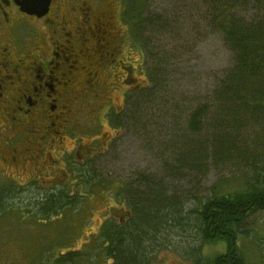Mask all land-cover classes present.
<instances>
[{"label":"trees","instance_id":"16d2710c","mask_svg":"<svg viewBox=\"0 0 264 264\" xmlns=\"http://www.w3.org/2000/svg\"><path fill=\"white\" fill-rule=\"evenodd\" d=\"M149 1L125 0L124 9L142 48L145 79L128 88L122 107L107 115L117 131L108 148L92 166L73 171L85 189L113 184L107 191L119 209L92 235V253L67 249L52 263L148 264L155 249L179 235L191 264H250L237 243L249 233L250 216L264 212V0H171L158 12ZM198 16L206 30L221 33L232 64L205 96L202 89L190 98L180 84L187 73L177 65L186 53L181 45L198 36ZM122 132L146 162L125 175L116 168ZM99 162L104 171L117 163L110 167L114 176L99 175ZM210 166L237 170V177L212 183L204 195L198 186ZM183 185L194 193L181 194ZM189 196L190 208L184 207ZM80 197L57 187L35 195L30 205L49 220L77 207ZM12 198L0 194V212ZM210 241H223L225 251L205 255L202 247ZM43 261L51 262L47 255Z\"/></svg>","mask_w":264,"mask_h":264},{"label":"rangeland","instance_id":"374dc122","mask_svg":"<svg viewBox=\"0 0 264 264\" xmlns=\"http://www.w3.org/2000/svg\"><path fill=\"white\" fill-rule=\"evenodd\" d=\"M107 2H110L111 10L106 12V18L111 16L113 24L111 47L113 50H118L114 55L115 61L124 65L126 63L128 67L134 69L131 78L135 81H129L128 85L123 84L122 79L118 78L119 75L122 76L121 66L114 65L115 70L110 69V73H107L108 80L106 83L108 85L105 91L109 92V100L112 102L110 108L119 109L123 105L125 91L134 87L135 84H140L145 79L141 71L143 68V52L141 45L135 40L134 34L132 35L129 24H127L128 21L124 11L125 0H107ZM103 3H105V0H89V5L93 7L96 13H100L101 10L97 9L102 8L98 4ZM148 3L149 9H156V12H158V10L167 8L171 4V0H150ZM121 14H124L123 19H125L126 24L119 21ZM250 14V12L247 13V15ZM203 23L202 18L198 16L195 32L198 33V36H194L187 46L181 45L183 52L186 53L184 54V61L177 65L181 70L184 69V73H187V77L182 79L180 84L186 88V93L182 92V94L185 93L184 95L190 98L196 95L194 91L199 94L202 89L203 96H205L211 87L212 81L218 82L217 78H221L222 72L228 70L232 64V53L224 44L221 33L217 30H206L202 25ZM184 25L186 28V24ZM165 45L166 48L172 49L169 44L165 43ZM136 46H138L137 50ZM159 47L161 48V46ZM113 64L111 63L110 67H113ZM102 101L105 102L103 99ZM105 112L106 107L103 106L98 110L97 118L94 120L92 118L88 119L84 115L83 104L78 102L73 106L71 113L66 116V120L69 121L66 125L67 134H64L65 137L58 146H53V149L47 150L49 153L48 159H51V161H49L46 168L40 171L42 177L35 176L41 181L34 182L30 190H27L24 187L29 185L27 182L31 176L27 174L23 176L24 173L16 172L15 175H11L13 177H7L9 178L7 181H13L12 183H15L16 186L7 184L0 186V188L4 187L5 189H9L8 187L11 186L12 188L9 190L12 191H9L8 194L13 196L12 199H7L4 202V207L0 212V264H42L46 263L43 261L46 255L51 261L48 264H53L51 259L57 258L60 253L67 249L86 250L89 253L94 251L95 246L91 244L94 243L92 235L97 232L99 225L106 217L119 209L115 199L108 192L110 191L108 187L113 184L107 186L108 191L106 188L99 186L85 189L81 184V186L79 185L76 175L71 176L69 174V176L63 178L64 181L61 180V186L67 187L68 191L80 195V204L75 208L59 211L49 220L35 215L33 206L30 203L35 195L42 194L54 186L60 185L55 182H57V177L60 175V168L65 169L62 162L63 154L65 156L66 153L75 151L76 143H90L95 136L104 134L107 136V140H103L105 142L102 143L100 150H106L105 147L108 145V141L117 135V131L112 130L108 125L107 112ZM46 126L49 130L52 128L56 130V125L51 127L50 121L46 122ZM122 134L124 138L120 139L118 144H120V149L123 152L121 161L119 160L116 168L121 170L122 175H125L129 170L143 168L146 162L143 153L137 149V144L123 132ZM84 147H86V144ZM53 161H58V164ZM115 164L108 165L109 167L107 166V170L104 171L103 164L99 162L94 170H97L99 175L107 174L109 175L108 178H111L115 173L111 172V168ZM0 167L1 170L4 169L1 163ZM207 171V173L205 172L206 175L200 180V186H198L204 195L212 183L237 177V170L234 169L213 168L210 166ZM6 174H10L9 171L6 170ZM184 191H189L191 195L194 193L190 187L185 188L183 185L181 194L185 193ZM190 199L192 198L189 196L188 201L183 203L184 207L190 208ZM248 228L249 233L247 236L240 238L237 244L248 263L257 264L260 260H264V212L252 214L248 220ZM169 241L170 244L160 246L154 250L155 253L148 264H191L190 260L187 259L189 257L185 254L187 251L186 239L183 241L179 235H176L170 237ZM225 246L223 241H210L203 245L202 251L205 255L221 254L225 251ZM89 262L86 264H95L94 261Z\"/></svg>","mask_w":264,"mask_h":264},{"label":"flooded vegetation","instance_id":"af4514ba","mask_svg":"<svg viewBox=\"0 0 264 264\" xmlns=\"http://www.w3.org/2000/svg\"><path fill=\"white\" fill-rule=\"evenodd\" d=\"M19 2L0 0V163L4 166L0 167V186H16L7 177L21 172L31 176L24 187L30 190L41 181L35 176L42 177L40 171L51 161L47 150L58 146L67 134L66 116L73 106L81 102L84 115L92 120L105 106L107 119L115 110L105 91L107 73L115 70L114 65L121 66L118 78L123 84L135 79L132 67L115 61L118 50L111 47L113 24L111 16L106 18L111 10L107 0L98 4L100 13L89 0H49L46 13L40 16L24 12ZM123 15L119 21L125 23ZM47 121L56 130H49ZM106 138L100 134L90 143L78 142L73 154H63L65 169L60 168L55 182L60 185L49 190L63 187L61 180L75 175L74 170L92 166L104 152L100 149ZM9 189L0 188V194Z\"/></svg>","mask_w":264,"mask_h":264},{"label":"water","instance_id":"95a60500","mask_svg":"<svg viewBox=\"0 0 264 264\" xmlns=\"http://www.w3.org/2000/svg\"><path fill=\"white\" fill-rule=\"evenodd\" d=\"M49 0H20L19 5L24 12L38 16L46 13Z\"/></svg>","mask_w":264,"mask_h":264}]
</instances>
